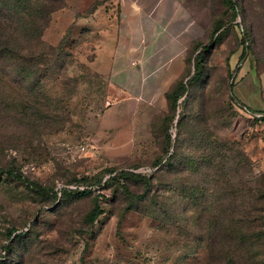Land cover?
<instances>
[{
  "label": "rangeland",
  "instance_id": "1",
  "mask_svg": "<svg viewBox=\"0 0 264 264\" xmlns=\"http://www.w3.org/2000/svg\"><path fill=\"white\" fill-rule=\"evenodd\" d=\"M233 1L245 13L228 0H114L117 10L83 19L91 0H68L53 15L47 44L71 32L48 80H29L45 87L44 108L24 109L22 97L15 115L0 113V264H264V125L254 114L264 112V21L257 0ZM128 7L137 21L126 28ZM104 25L115 30L90 33ZM246 33L255 51L242 61ZM181 82L189 92L175 109ZM3 98L16 99L7 86ZM122 171L151 184H119ZM77 185L94 194H64ZM97 195L103 215L92 222ZM257 205L238 226L256 230L253 246L212 240L214 222Z\"/></svg>",
  "mask_w": 264,
  "mask_h": 264
},
{
  "label": "trees",
  "instance_id": "2",
  "mask_svg": "<svg viewBox=\"0 0 264 264\" xmlns=\"http://www.w3.org/2000/svg\"><path fill=\"white\" fill-rule=\"evenodd\" d=\"M259 3V8L262 19L264 21V0H257ZM230 9L235 15H238L239 10L245 13V9L235 3L233 0H228ZM67 0H0V113L2 111L9 112L10 114L15 115L16 100H22V97L25 99L22 102L19 101L21 107L24 109L35 108L38 111L40 107L45 106L44 97L39 98L36 94L45 87L41 84L40 88L35 87L34 90L29 88V80L34 76H39L42 82H45L46 79L50 77L48 75V70L50 68V62L54 57L59 56L63 51V45L66 41V36L71 32V29L67 31L65 36L62 38L60 43L57 46H52L47 44L44 41V35L48 28L50 27L53 15L61 10L66 9ZM259 14V15H260ZM244 19L247 17L244 16ZM245 21V20H244ZM221 30V27H217L212 33H218ZM253 33H246L244 38V52L242 56V61L246 58L247 54L254 49L255 51V40H252V46L247 45V40H249V35ZM209 45H205L204 52H207ZM202 52L200 53V55ZM197 58L195 63L196 73L192 82H196L202 76L203 71V61ZM46 73V74H45ZM41 75V76H40ZM193 84V83H190ZM9 88L13 92V96L16 97L15 101H12L11 105H7V102L4 100V89ZM233 89V87H232ZM189 92V88L184 86V83H178L170 93V99L173 102L175 109L178 107V101L184 97ZM21 93V94H19ZM234 102L236 106H240L243 109L249 110L245 107L234 95L231 97V102ZM28 106L25 108V106ZM9 107V108H8ZM34 115H39L33 113ZM260 115L256 117V120L261 122L264 125V112L254 113ZM180 126L183 125V119L179 122ZM211 138H216L211 136ZM218 141V140H217ZM220 142V141H219ZM221 143V142H220ZM177 155L176 152L172 157ZM215 155V153H214ZM202 156L207 159V155L202 153ZM216 158L218 155L215 156ZM171 162V159L168 160ZM163 168H160L162 171ZM218 178V176H215ZM116 182L126 180L127 183L134 186H149L150 179L142 174H135L122 171L118 176H116ZM115 181V178L113 179ZM85 183L84 179H80L79 184ZM78 184V183H77ZM77 185L73 191H65L64 194L76 195L78 197H89L94 194V191L91 187H80ZM124 186V185H123ZM103 190V189H99ZM129 188L127 186L126 191ZM260 199L256 200V203L264 200V186L261 187ZM101 195L96 196V205L92 213V222L98 220L100 216L103 215V209L99 203V198ZM262 209L257 205V208H253L252 213L250 214H241L237 210H231L227 221L214 222L213 231H212V240L217 243L219 246H223L224 249L227 248V243L229 240L234 242L233 238L245 239L247 246L254 245V240L256 237V230L249 228L248 230L242 231L238 228L241 219L246 216L253 215L248 218L247 222L254 219L256 213H260ZM258 226V225H257ZM20 237V236H17Z\"/></svg>",
  "mask_w": 264,
  "mask_h": 264
},
{
  "label": "crops",
  "instance_id": "3",
  "mask_svg": "<svg viewBox=\"0 0 264 264\" xmlns=\"http://www.w3.org/2000/svg\"><path fill=\"white\" fill-rule=\"evenodd\" d=\"M113 2H114V0H91V2L87 5V7L81 12V14L79 15V18L89 19L91 16L96 15L97 12H99V10L102 7H106L107 11L117 10L118 8L114 9V5H112ZM67 5H68V0H67ZM68 6L66 7V9L68 8ZM66 9H64V10H66ZM110 12L112 13V11H110ZM132 13H134V11H132V9H129V7H128L126 9V13L124 14V23L126 24V28L129 27V25L132 24L133 22L137 21V18H136L137 15L132 16ZM110 18H111V15L109 16V19ZM109 23L111 24V21L108 22L107 25ZM107 25L101 26L100 29L99 28L96 29L95 32H90L88 30H85V31H83V33H89V32L90 33H112V31H114L115 29H113L111 26H107ZM125 33H133V32L131 30H126ZM122 52L124 55L122 58H124L126 60L124 62H122L123 60L119 59L118 63L122 62V64L127 66L129 58H128V56H126L124 51H122ZM128 53L129 52L127 51V54ZM110 61H111L110 64L112 65L114 62V59L110 58Z\"/></svg>",
  "mask_w": 264,
  "mask_h": 264
}]
</instances>
